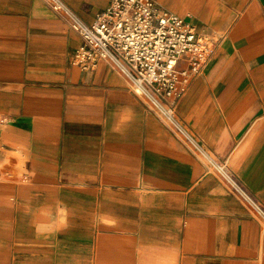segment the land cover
<instances>
[{"label":"crops","instance_id":"0c3cea01","mask_svg":"<svg viewBox=\"0 0 264 264\" xmlns=\"http://www.w3.org/2000/svg\"><path fill=\"white\" fill-rule=\"evenodd\" d=\"M91 24L111 0H63ZM216 39L177 117L264 206V0H154ZM46 0H0V264H264V224Z\"/></svg>","mask_w":264,"mask_h":264},{"label":"built area","instance_id":"2783aa9c","mask_svg":"<svg viewBox=\"0 0 264 264\" xmlns=\"http://www.w3.org/2000/svg\"><path fill=\"white\" fill-rule=\"evenodd\" d=\"M63 14L82 43L75 62L93 68L108 61L129 88L190 148L202 154L216 172L247 202L264 224V206L234 178L224 160H216L177 117L180 98L202 74L216 49V39L154 0H111L91 24L83 22L63 0H46ZM4 118L0 117V123Z\"/></svg>","mask_w":264,"mask_h":264}]
</instances>
